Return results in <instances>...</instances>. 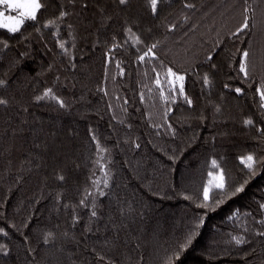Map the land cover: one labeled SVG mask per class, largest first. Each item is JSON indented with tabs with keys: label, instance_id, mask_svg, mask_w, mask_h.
<instances>
[{
	"label": "trees",
	"instance_id": "obj_1",
	"mask_svg": "<svg viewBox=\"0 0 264 264\" xmlns=\"http://www.w3.org/2000/svg\"><path fill=\"white\" fill-rule=\"evenodd\" d=\"M40 2L0 29V264H264V0ZM210 171L225 188L204 201Z\"/></svg>",
	"mask_w": 264,
	"mask_h": 264
},
{
	"label": "snow or ice",
	"instance_id": "obj_2",
	"mask_svg": "<svg viewBox=\"0 0 264 264\" xmlns=\"http://www.w3.org/2000/svg\"><path fill=\"white\" fill-rule=\"evenodd\" d=\"M127 2L128 0H119V3L122 5L126 4ZM150 3H151V8L153 10V13H155L157 11L158 0H150ZM186 6H190V5H186ZM0 7H2L3 9V10H0V29H7V31L10 33H17L21 30V26L24 25L26 21L28 20L36 21L37 20V12L39 9H41L42 4L40 0H0ZM244 11H245V15H244L242 23L236 29L235 32L231 33L233 37H236L239 34H243L249 28L256 27V25L252 23V18L249 15H247L249 10L245 8ZM11 13H15V14L13 15ZM64 15H66V13L64 11H61L60 16L63 17ZM51 23L53 22L50 21L49 24ZM48 26H49L48 24L45 25V27H48ZM136 42L139 43V38H136ZM5 47H7L6 44H5ZM59 47L61 49H64L65 45L63 43H59ZM113 47H117V45H113ZM155 48H156V45L153 44L150 48H148V50L143 55L139 56L138 59L140 61H144L145 57H154L153 49ZM110 51L111 49L109 50V52ZM238 51H241L242 53L241 58L239 60V72L243 73L244 78L247 79L249 77L248 57L250 53L247 50L238 49ZM208 59L211 60L212 57L209 56ZM213 67H215V65H213ZM117 68L120 69V74L122 75L123 69L120 68L119 62H117ZM165 75L167 78V82L172 86L170 88V91L175 93L176 85L177 83H179V95L185 96L184 86H183V81L185 79V76L177 74V72L173 71L171 67L167 68ZM203 80L206 86L210 84V80L207 75L204 76ZM3 83H4L3 81H0V85H2ZM155 83L158 87L161 85L159 74L157 76ZM225 87H228V85H225ZM235 91L237 94H240L242 92V89L237 87ZM256 93L259 95V100H260L259 107L264 108V87H257ZM161 96L162 97L164 96L163 91H161ZM45 98H50L56 101L57 103H59L60 107H64V102L62 100H59L55 95H53L52 89H46L42 96L36 97L37 101L43 100ZM185 99L187 100V103L191 105L192 101L188 99L186 96H185ZM5 103L6 101L0 99V104H5ZM244 123L245 125H252L253 121L251 119H247L244 121ZM92 140L96 141L97 159L95 161V164L99 167L101 172H104L105 179L103 180V185L104 187H107L108 186L107 171H106V165L103 163L104 161L103 153L106 151V149H104L102 145L97 141L96 136L93 135ZM241 163H243L245 167L248 168L253 173V175L255 174L253 155H248L246 157H243L241 159ZM211 165L213 169L218 167L216 160H213L211 162ZM209 176L212 177V179H210L208 181V184L205 185L203 188L204 201L209 200V191H210L211 186H214L215 188L221 189V190L225 188V178L222 172L214 176L213 173L210 171ZM59 179L63 180L64 177L60 176ZM92 183L95 186H99L101 181L99 179H95L92 181ZM243 190H244V187L243 185H241L240 187H237L235 189V192L240 193ZM98 194L101 196L104 195L102 191H100ZM90 196H92V193L86 192L84 198L80 201L81 205H85L86 201L88 200ZM260 207L264 209V204H261ZM91 215L93 217L97 215L94 209L92 210ZM261 223H264V221H261ZM0 231H3V230L0 229ZM259 235H264V232L259 233ZM233 240L235 241L237 245L246 243V241L243 238L233 237ZM45 242H47V240ZM101 259H103V257H101Z\"/></svg>",
	"mask_w": 264,
	"mask_h": 264
},
{
	"label": "rangeland",
	"instance_id": "obj_3",
	"mask_svg": "<svg viewBox=\"0 0 264 264\" xmlns=\"http://www.w3.org/2000/svg\"><path fill=\"white\" fill-rule=\"evenodd\" d=\"M0 10H3V9H2V7H0ZM11 14H13V15H14L15 13H11ZM217 175H218V174H217ZM214 176H216V175H214ZM211 179H212V177H211Z\"/></svg>",
	"mask_w": 264,
	"mask_h": 264
}]
</instances>
